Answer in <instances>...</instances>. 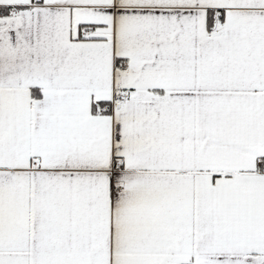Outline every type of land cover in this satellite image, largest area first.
<instances>
[{"label": "snow or ice", "instance_id": "1", "mask_svg": "<svg viewBox=\"0 0 264 264\" xmlns=\"http://www.w3.org/2000/svg\"><path fill=\"white\" fill-rule=\"evenodd\" d=\"M0 264H264V0H0Z\"/></svg>", "mask_w": 264, "mask_h": 264}]
</instances>
